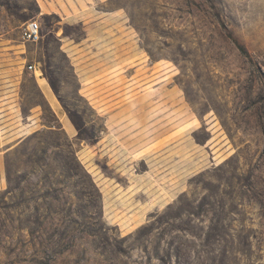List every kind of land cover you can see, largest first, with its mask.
<instances>
[{"label": "rangeland", "instance_id": "rangeland-1", "mask_svg": "<svg viewBox=\"0 0 264 264\" xmlns=\"http://www.w3.org/2000/svg\"><path fill=\"white\" fill-rule=\"evenodd\" d=\"M0 47V264H264V0H0Z\"/></svg>", "mask_w": 264, "mask_h": 264}, {"label": "crops", "instance_id": "crops-1", "mask_svg": "<svg viewBox=\"0 0 264 264\" xmlns=\"http://www.w3.org/2000/svg\"><path fill=\"white\" fill-rule=\"evenodd\" d=\"M2 48L0 47V50ZM41 90V94L43 96V98L45 99L46 105L49 107V109L51 110L52 116H53V123L57 125V128L55 126L49 129H55V130H60L63 131L67 137L69 138H73L75 136V134L72 132L70 126L67 124V121L64 117V113L62 112L61 106L59 105V103L57 101H55L54 97L51 96V94L45 90L44 88H40ZM3 95V94H0ZM0 99H4V100H8V96H0ZM0 106H3L5 111H9L8 109H14L15 104L14 101H5L2 103V101H0ZM31 119L29 121L32 120V118L34 117H30Z\"/></svg>", "mask_w": 264, "mask_h": 264}, {"label": "built area", "instance_id": "built-area-1", "mask_svg": "<svg viewBox=\"0 0 264 264\" xmlns=\"http://www.w3.org/2000/svg\"><path fill=\"white\" fill-rule=\"evenodd\" d=\"M24 39L31 44H37L41 40V29L37 21H31L28 23L26 32L24 33ZM34 68V67H30Z\"/></svg>", "mask_w": 264, "mask_h": 264}, {"label": "bare ground", "instance_id": "bare-ground-1", "mask_svg": "<svg viewBox=\"0 0 264 264\" xmlns=\"http://www.w3.org/2000/svg\"><path fill=\"white\" fill-rule=\"evenodd\" d=\"M40 79V82L42 81L41 77L38 78V80Z\"/></svg>", "mask_w": 264, "mask_h": 264}]
</instances>
